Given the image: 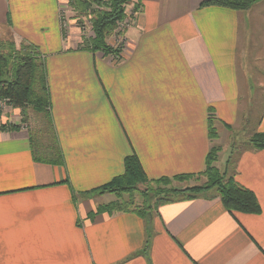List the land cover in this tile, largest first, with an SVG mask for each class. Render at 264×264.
<instances>
[{
    "label": "crops",
    "instance_id": "crops-1",
    "mask_svg": "<svg viewBox=\"0 0 264 264\" xmlns=\"http://www.w3.org/2000/svg\"><path fill=\"white\" fill-rule=\"evenodd\" d=\"M138 1L132 50L117 64L85 48L74 26L62 33L59 0H0V41L38 51L52 123V144L37 149L32 129L0 121V264H264V150L244 146L234 158L228 141L244 128L264 133V0L246 11ZM222 142L215 166L255 194L260 214L229 213L213 189L148 220L90 218L116 201L96 191L128 157L150 180L200 174Z\"/></svg>",
    "mask_w": 264,
    "mask_h": 264
},
{
    "label": "trees",
    "instance_id": "trees-1",
    "mask_svg": "<svg viewBox=\"0 0 264 264\" xmlns=\"http://www.w3.org/2000/svg\"><path fill=\"white\" fill-rule=\"evenodd\" d=\"M129 1L78 0L76 2L74 7L81 12H85L90 6H93V2L99 7L94 12L95 19L92 21L96 34V38L90 43L93 51H103L106 54L111 52L106 44L107 39L113 33L117 22L125 17V8ZM257 1L259 0H212L206 2L204 6L218 5L237 11H246ZM36 85L39 87V92L36 91ZM4 98H10L18 107L27 104L33 106L36 112L44 113L48 123H51L46 75L38 51L33 46L26 44L16 46L12 40L0 41V99ZM15 128L10 125L4 127V129L10 130ZM227 128L231 127L227 126ZM209 136L211 140L218 138L213 119L209 123ZM249 144L252 149L264 150V133L254 134ZM220 151L219 147H213L210 150L206 159V169L200 174H183L157 180H150L146 176L138 158L128 157L125 161L124 174L96 191L99 195H117L118 200L99 206L96 212L91 213L90 218L93 219L97 214L105 212L109 214L133 212L148 220L153 211L163 204L179 200H192L203 192L213 189L218 192L224 208L229 213L260 214L261 206L255 194L241 186L232 175H228V172H221L215 166ZM55 152L56 158L51 162L61 164L60 151ZM230 160L227 161V166L231 163ZM199 180L204 182L196 184L195 181ZM139 185L147 188L144 192H140L144 198L154 193V198H157L154 206L135 207L134 195ZM150 191L151 193H149ZM125 195L129 197L128 201H123ZM133 207L135 208L132 209Z\"/></svg>",
    "mask_w": 264,
    "mask_h": 264
},
{
    "label": "rangeland",
    "instance_id": "rangeland-1",
    "mask_svg": "<svg viewBox=\"0 0 264 264\" xmlns=\"http://www.w3.org/2000/svg\"><path fill=\"white\" fill-rule=\"evenodd\" d=\"M78 0H59L58 3V14L60 20L61 31L63 34H72V26H74L81 35H83L84 39V47H89L92 50L91 44H85L87 41L92 42L96 38V34L93 29L92 21L95 19L94 12L99 9L97 5L90 6L89 9L85 12L77 11L74 7ZM80 1V0H79ZM94 1V0H93ZM138 0H130L128 2V10L125 8V17L123 20L117 22L113 33L107 39V46L111 49L109 53L111 55V60L117 64L121 63L125 56V49L130 51L132 50L129 46L130 41H128L127 33L130 29L135 28L137 24V18L141 12L139 8ZM252 7V6H251ZM12 40V39H10ZM14 41V40H12ZM130 49V50H129ZM98 52V51H96ZM103 52V51H99ZM104 53V52H103ZM105 55H108L104 53ZM36 91L38 90V85H36ZM40 90H38L39 92ZM9 112V113H8ZM13 113H17L20 115L19 122L16 125V128L21 129H32L33 140L37 149L38 146H46L47 143L52 144V131L50 127V123H48L46 115L44 113H38L33 109V106L27 104L22 107H18L10 98L0 99V119L1 121H6L7 125H14L13 119L11 120V115ZM41 131L43 132V136H40ZM220 134L219 129H217ZM219 137V136H218ZM252 136L249 134V129L244 128L242 132L237 133V131L230 134L228 138L229 147L234 150V158L236 156V152L241 147H249V141ZM226 141V139H225ZM230 141L232 143H230ZM46 143V144H45ZM224 142L220 144H216L215 147L223 148ZM196 184H202V180L195 181ZM140 188V191H138ZM147 189L144 186H137L134 195L135 207H152L155 205L157 198H154L151 191L149 196L144 198V196L140 192H144ZM116 197V201L118 200L117 195L112 194ZM153 196V197H152ZM176 198V197H175ZM129 197L127 195L124 196L123 201H128ZM147 200V201H146ZM133 207L132 209H134ZM149 236H151V232H149Z\"/></svg>",
    "mask_w": 264,
    "mask_h": 264
},
{
    "label": "built area",
    "instance_id": "built-area-1",
    "mask_svg": "<svg viewBox=\"0 0 264 264\" xmlns=\"http://www.w3.org/2000/svg\"><path fill=\"white\" fill-rule=\"evenodd\" d=\"M126 10H128V6L126 7ZM9 113V112H8ZM0 121H1V119H0Z\"/></svg>",
    "mask_w": 264,
    "mask_h": 264
}]
</instances>
